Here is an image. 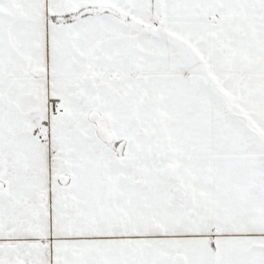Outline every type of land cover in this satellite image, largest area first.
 Segmentation results:
<instances>
[{"label":"snow or ice","instance_id":"6c2138e0","mask_svg":"<svg viewBox=\"0 0 264 264\" xmlns=\"http://www.w3.org/2000/svg\"><path fill=\"white\" fill-rule=\"evenodd\" d=\"M0 264H264V0H0Z\"/></svg>","mask_w":264,"mask_h":264}]
</instances>
